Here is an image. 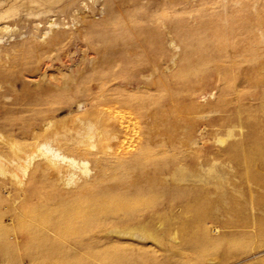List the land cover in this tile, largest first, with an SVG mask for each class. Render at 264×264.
Wrapping results in <instances>:
<instances>
[{"label": "bare ground", "instance_id": "1", "mask_svg": "<svg viewBox=\"0 0 264 264\" xmlns=\"http://www.w3.org/2000/svg\"><path fill=\"white\" fill-rule=\"evenodd\" d=\"M98 2L104 9L96 20L92 16ZM50 17L56 19L49 20ZM70 23H75L78 33L67 30ZM0 26V144H7L12 156H24L25 164L17 166L24 172L40 157L47 160L46 166H38L40 170L60 174L65 166L56 160V155L63 153L65 144H72L71 155L93 156L96 171L90 181H73L76 188L72 190L49 193L41 185L36 187L38 192L34 188L27 191L23 199L20 194L6 198L0 195V264H22L24 259H29L30 264H45L53 257L51 246H57L55 240L61 243L58 238L69 237L82 224L120 208L110 195L121 185L115 175L129 170L138 156L117 153L115 165L106 163L100 156L106 152L102 141L110 139L113 132L114 139L122 143L118 133L130 134L136 114L141 115L146 107L148 98L143 89H150V85L159 89L158 54L169 48L164 39L183 50L181 59L185 63L175 75L176 81L184 82L214 66L217 74L226 79L241 65L240 58L249 49L248 44L255 41V31L264 35V0H0ZM5 38L16 42L2 45ZM76 42L83 43L94 56L87 59L85 51V57L71 73H62L67 61H72L62 51ZM29 77L36 80L32 82ZM147 77L150 85L140 86ZM249 80L251 87L259 90L242 91L237 99L242 135L237 150L254 203L261 187L264 196V90L260 89L264 81L260 86L256 79ZM82 95L88 97L89 108L77 112L70 124L57 119L65 99ZM249 95L259 97L251 100L255 104L248 107ZM169 96L167 112H159L154 122L159 124V143L175 144L176 136L169 137L167 133L177 130V124L166 121L165 113L177 117L190 109H182L174 93ZM224 104L218 100L212 107L221 110ZM207 108L201 106L203 110ZM71 130L74 136L68 135ZM232 132L228 130L227 136ZM98 141L101 150L93 154L88 147L94 148ZM52 150L57 154L51 155ZM5 154L0 146V175L10 173L18 178L3 164ZM252 180L256 187L250 185ZM147 228L142 226L140 233L124 229L112 232L145 240L153 236ZM134 259L127 260L132 262L129 264H145L140 257Z\"/></svg>", "mask_w": 264, "mask_h": 264}, {"label": "rangeland", "instance_id": "2", "mask_svg": "<svg viewBox=\"0 0 264 264\" xmlns=\"http://www.w3.org/2000/svg\"><path fill=\"white\" fill-rule=\"evenodd\" d=\"M103 9L100 2L96 3L93 19H100ZM86 12H90L89 9ZM45 26L49 27V24ZM66 28L76 31L77 26L70 23ZM253 39L255 41L251 40L246 54L240 58L241 65L229 72L226 79L217 74V67L214 66L203 74L189 76L184 82L175 78L185 63L181 59L183 50L179 45H170V39H164L169 48L158 54L159 89L156 91L155 85L148 83L149 77L140 85H150L151 88L143 89L146 93L144 97L148 98L146 109L141 110V115L136 114L137 119L133 120L130 134L119 132L118 136L120 134L123 140L119 143L112 132L110 139L102 141L103 146L98 141L94 148L88 147L93 154H97L101 146L105 148V154L100 156L111 165L116 164L117 153L126 157L138 156L129 170L115 175V180L121 185L110 195L115 203L121 205L120 208L99 217L100 221L97 219L82 224L69 237L58 238L57 241L60 239L61 243L55 240V245L59 247L51 246L54 255L51 252L53 257L45 264H129L132 262L127 259L135 260L136 257L144 260L145 264H264L263 187L259 188V199L253 203L246 171L237 150L242 138L238 126L237 99L242 91L259 90L251 87L249 78L259 81V85L264 81V35L261 31H255ZM13 42L16 40L5 38L2 45L8 46ZM85 51L87 59L94 56L81 42L66 47L62 53L72 61L65 60L67 63L62 73H71L76 63L85 57ZM224 65L227 66L226 63ZM34 79L29 77L28 80L34 82ZM260 89L264 90V87ZM170 93L175 94L182 109H190L177 114V117L165 113L168 117L166 121L177 124V130L167 133L169 137L176 136L178 142L175 144L159 143V124L154 122L155 117L159 119V112H167ZM258 97L249 95L247 106ZM218 100L225 102L221 110L212 107ZM87 102L88 97L84 95L73 100L65 99L63 108L56 114L57 119L70 124L77 112L90 107ZM201 106H209L208 111L201 109ZM131 112L134 113L133 110ZM230 129L233 135L229 137ZM68 135L74 136L75 131H69ZM17 145L21 148L32 147V144ZM0 146L2 151L7 152L2 155L3 164L18 175V178L10 173L0 175V195L5 198L20 194L23 199L27 191L34 188L38 192L41 185L49 193L72 190L76 188L73 181L83 184L93 179L96 173L91 160L93 156L71 155L72 144H65L63 153L59 152L58 155L55 146H52L55 150L51 155L54 153L56 160L60 159V164L63 163L65 168L62 172L65 174L44 168L40 170L38 166L47 164V160L40 157L33 160L25 172L17 169V166L25 164L24 156L14 157L7 144ZM81 174L83 176L80 178ZM250 183L256 187L254 180ZM258 218L263 219L262 222ZM142 226L147 230L149 227L153 235L151 238L144 240L112 232L114 229H124L140 233ZM22 264H30L29 259H24Z\"/></svg>", "mask_w": 264, "mask_h": 264}]
</instances>
